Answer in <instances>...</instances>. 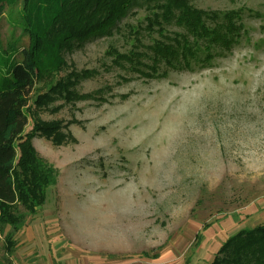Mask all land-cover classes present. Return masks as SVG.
Instances as JSON below:
<instances>
[{"label":"rangeland","instance_id":"374dc122","mask_svg":"<svg viewBox=\"0 0 264 264\" xmlns=\"http://www.w3.org/2000/svg\"><path fill=\"white\" fill-rule=\"evenodd\" d=\"M190 3L240 27L207 65L154 64L144 6L57 53L25 134L59 124L60 144L32 138L58 181L35 214L21 208L9 249L0 226V264H264V243L237 239L264 226V0ZM22 18L20 4L0 18V90L30 42Z\"/></svg>","mask_w":264,"mask_h":264},{"label":"trees","instance_id":"16d2710c","mask_svg":"<svg viewBox=\"0 0 264 264\" xmlns=\"http://www.w3.org/2000/svg\"><path fill=\"white\" fill-rule=\"evenodd\" d=\"M19 4L20 23L30 42L21 50L22 59L11 66L7 87L0 90V226L12 229L6 240L8 249L14 246L13 234L25 226L21 208L35 214L46 203L48 189L58 181V170L37 154L32 138L42 134L60 144L59 124L36 121L31 134H25V129L34 88L44 72L61 67L57 53L63 47L74 42L81 47L96 36L119 32L135 6H144L148 12L146 27L137 34L142 30L158 33L150 34L149 50L153 63L164 61L168 69L207 65L215 45L231 48L240 37V27L232 22L231 14H224L227 21L222 18L219 23L221 14L197 8L190 0H0V18L6 7ZM237 239L244 247L260 245L264 226L242 232ZM235 240L226 243V250Z\"/></svg>","mask_w":264,"mask_h":264},{"label":"crops","instance_id":"0c3cea01","mask_svg":"<svg viewBox=\"0 0 264 264\" xmlns=\"http://www.w3.org/2000/svg\"><path fill=\"white\" fill-rule=\"evenodd\" d=\"M51 258V257H50ZM51 260V263L50 264H53V260L52 259H50Z\"/></svg>","mask_w":264,"mask_h":264}]
</instances>
